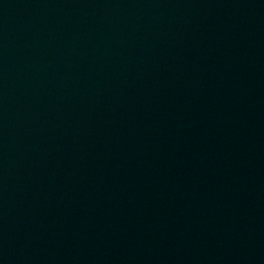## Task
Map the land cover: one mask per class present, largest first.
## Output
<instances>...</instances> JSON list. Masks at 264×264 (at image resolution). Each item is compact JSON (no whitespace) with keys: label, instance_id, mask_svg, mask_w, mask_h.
Here are the masks:
<instances>
[{"label":"water","instance_id":"water-1","mask_svg":"<svg viewBox=\"0 0 264 264\" xmlns=\"http://www.w3.org/2000/svg\"><path fill=\"white\" fill-rule=\"evenodd\" d=\"M0 264H264V0H0Z\"/></svg>","mask_w":264,"mask_h":264}]
</instances>
